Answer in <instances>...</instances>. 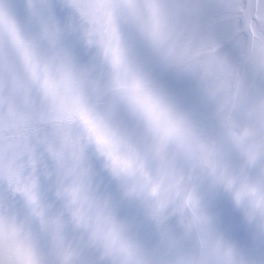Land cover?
<instances>
[{
    "label": "clouds",
    "instance_id": "9594fccd",
    "mask_svg": "<svg viewBox=\"0 0 264 264\" xmlns=\"http://www.w3.org/2000/svg\"><path fill=\"white\" fill-rule=\"evenodd\" d=\"M0 264H264V0H0Z\"/></svg>",
    "mask_w": 264,
    "mask_h": 264
}]
</instances>
